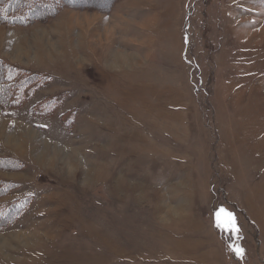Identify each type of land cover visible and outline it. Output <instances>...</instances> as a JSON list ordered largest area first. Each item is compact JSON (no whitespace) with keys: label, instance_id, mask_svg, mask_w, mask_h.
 Instances as JSON below:
<instances>
[{"label":"rangeland","instance_id":"374dc122","mask_svg":"<svg viewBox=\"0 0 264 264\" xmlns=\"http://www.w3.org/2000/svg\"><path fill=\"white\" fill-rule=\"evenodd\" d=\"M63 1L0 0V264H264V0Z\"/></svg>","mask_w":264,"mask_h":264},{"label":"snow or ice","instance_id":"6c2138e0","mask_svg":"<svg viewBox=\"0 0 264 264\" xmlns=\"http://www.w3.org/2000/svg\"><path fill=\"white\" fill-rule=\"evenodd\" d=\"M223 211L224 210L221 209L220 212L217 213V217H219V215L223 213ZM227 215L231 218V223L222 225L221 223H219V220H218L217 227H222L225 231H230L234 234L238 233L239 229L235 224V218L231 216V213H228ZM232 247H233V251L237 254V256L242 257L243 250L235 246H232Z\"/></svg>","mask_w":264,"mask_h":264},{"label":"trees","instance_id":"16d2710c","mask_svg":"<svg viewBox=\"0 0 264 264\" xmlns=\"http://www.w3.org/2000/svg\"><path fill=\"white\" fill-rule=\"evenodd\" d=\"M75 2V1H79V0H64L63 2V4L64 5H66L68 2L69 3H72L73 4V2ZM14 5V4H13ZM12 8H14V6H12ZM53 10V9H52ZM59 11V8H57L56 10H54V11H52V13H57ZM40 12H39V10H37L36 8H32V10H31V13H30V17H31V19L32 18H34V17H36V16H34V15H38ZM48 15V14H47ZM12 105V104H11Z\"/></svg>","mask_w":264,"mask_h":264}]
</instances>
